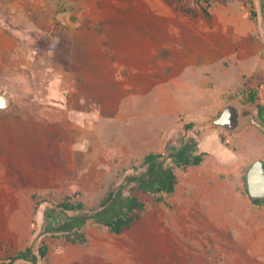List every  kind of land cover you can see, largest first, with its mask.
Segmentation results:
<instances>
[{
	"label": "rangeland",
	"instance_id": "1",
	"mask_svg": "<svg viewBox=\"0 0 264 264\" xmlns=\"http://www.w3.org/2000/svg\"><path fill=\"white\" fill-rule=\"evenodd\" d=\"M51 2L62 12L83 9L81 27L89 32L96 25L101 37H80L62 30L61 23L47 30L50 34L26 30L27 46L33 43L29 47L40 55L64 54L62 63L75 76L69 86L76 89L65 94L61 107L51 101L56 95L50 103L34 99L41 95L42 81L37 84L30 72L21 74L20 87L14 78L0 77V93L14 99L9 110H0V260L46 242L48 258L39 264H264V203L253 202L246 182V169L264 159V130L247 124L257 129H249L241 141L223 130L214 134L223 104L214 95L218 84L200 78L229 71L217 68L220 52L213 53L199 33L205 23L200 15H211L200 5L209 13L220 6L250 12L254 3L259 16L253 20L264 35L261 0ZM37 3L44 11V1ZM61 35L64 51L50 46ZM118 51L129 60L115 72L110 54ZM235 75L233 82L237 69ZM237 92L233 100H246ZM183 136L197 137L208 155L199 165L176 168L179 183L165 200L137 193L146 207L129 229L115 233L88 224L85 240L78 242L40 236L52 204L38 208L35 193L52 201L70 195L97 207L133 167L143 166L147 154L180 144Z\"/></svg>",
	"mask_w": 264,
	"mask_h": 264
},
{
	"label": "crops",
	"instance_id": "2",
	"mask_svg": "<svg viewBox=\"0 0 264 264\" xmlns=\"http://www.w3.org/2000/svg\"><path fill=\"white\" fill-rule=\"evenodd\" d=\"M43 1L44 5L41 8L44 11H38V7L40 6H38L37 0H0V77L4 79L14 78L16 82L13 83L15 86L20 87V80L23 77L21 74L24 71L30 72L33 75V79H37V84L42 81V84L39 85V88L42 89L40 91L41 95H35L34 99L39 98L41 102L50 103V100L56 95L55 99L51 101L54 104H59L61 107L68 100L65 94L70 90L76 89V86L75 88H70L69 86V79L75 76L66 71L67 67L63 64L64 54H52L49 52L40 55L37 48L29 47L30 45L33 46V43L27 46L29 31L26 34V30H32L30 32L34 34L35 32L50 34V31L47 30L53 31L57 23H61L60 28L62 30L77 32L80 37H88L95 41L97 37L101 36L96 25L92 26L89 32H86L87 30L81 27L85 19L82 16L84 13L83 9L80 12L77 10L62 12L58 11V7H53L52 0ZM30 7H33V9H29ZM78 10H80L79 7ZM210 14V16L200 15L205 23L204 28L199 33L205 36L207 44L213 49V53L220 52L221 55H217V68L229 71V73L224 75L212 73L210 76L205 75L200 78L205 84L209 82L218 84L214 95L217 103L223 105L218 115L214 118L216 119L228 103L235 101L232 98V96H238L235 92L239 91L237 94L243 92V95L247 99L251 91L264 82V35L261 33L262 26L260 27V25L255 23L250 16V12H244L239 8L231 6H220L211 9ZM47 22L50 26L47 25ZM95 32H97L96 35H94ZM62 36L52 39L50 46L55 47V49L61 47L62 51L64 49L67 50V43ZM33 37H36V35H32L29 39ZM94 41L92 42L93 45H95ZM125 55L127 54L122 52L110 54V69L116 72L118 69L121 70L128 67L126 63H128L129 59L127 58L129 56ZM134 56V54L131 55L132 60L135 58ZM224 59H227L230 65H226ZM163 61V67H166L165 60ZM255 61L257 62V68L251 70L250 64ZM194 64L193 69L195 71ZM212 69L213 65L209 66V71H212ZM235 69L238 70L237 82H233L236 76ZM44 89H46V92ZM172 91L173 93L180 92L177 89H173ZM235 123V116L228 117L225 125H216L218 130L216 129L214 134H220V130H223L234 135L235 140L241 141L249 133V129H257V127L247 125L236 131L228 128Z\"/></svg>",
	"mask_w": 264,
	"mask_h": 264
},
{
	"label": "trees",
	"instance_id": "3",
	"mask_svg": "<svg viewBox=\"0 0 264 264\" xmlns=\"http://www.w3.org/2000/svg\"><path fill=\"white\" fill-rule=\"evenodd\" d=\"M251 5L250 16L255 20L259 13L254 9V3ZM178 6H181L179 2ZM261 7L264 26V0H261ZM193 10L196 11L197 8ZM199 10L207 15L210 14L204 5H200ZM255 96L256 91H251L246 102H255ZM261 114L264 118L263 108ZM192 127L193 123L187 125L188 130ZM201 144L197 137L183 136L180 144H169L165 151L147 154L143 166L133 167L134 172L126 175L118 185L114 186L97 207H88L81 201L75 202L70 195L59 201H52L49 197L42 199L38 193H35L33 199L37 202L38 208L45 203L52 204V207L46 209V223L40 236L65 237L72 242H78L85 240L84 229L88 224H100L115 233L129 229L137 222L140 212L146 207L145 202L137 193L154 194L159 201L173 194L179 183L176 168L199 165L208 155L207 151H202ZM169 159L173 161L172 164H168ZM253 202L264 203L261 200H253ZM68 212L75 214L68 215ZM48 254L49 245L43 242L37 249L31 245L1 259L0 264H16L20 260L39 264L47 260Z\"/></svg>",
	"mask_w": 264,
	"mask_h": 264
},
{
	"label": "water",
	"instance_id": "4",
	"mask_svg": "<svg viewBox=\"0 0 264 264\" xmlns=\"http://www.w3.org/2000/svg\"><path fill=\"white\" fill-rule=\"evenodd\" d=\"M13 105L11 95L0 93V110H9ZM235 116L236 123L229 129L236 131L247 124H254L264 130V118L260 106L255 102L233 101L228 103L214 119L215 125H225L228 117ZM246 182L252 200L264 201V159H257L246 169Z\"/></svg>",
	"mask_w": 264,
	"mask_h": 264
},
{
	"label": "built area",
	"instance_id": "5",
	"mask_svg": "<svg viewBox=\"0 0 264 264\" xmlns=\"http://www.w3.org/2000/svg\"><path fill=\"white\" fill-rule=\"evenodd\" d=\"M256 91V100L255 103H257L260 108L264 109V83H261L255 88Z\"/></svg>",
	"mask_w": 264,
	"mask_h": 264
}]
</instances>
